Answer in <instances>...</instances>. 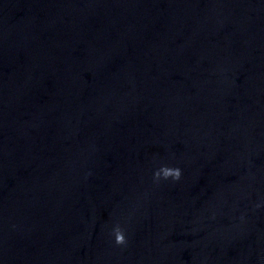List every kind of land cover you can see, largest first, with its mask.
Segmentation results:
<instances>
[{"label": "water", "instance_id": "obj_1", "mask_svg": "<svg viewBox=\"0 0 264 264\" xmlns=\"http://www.w3.org/2000/svg\"><path fill=\"white\" fill-rule=\"evenodd\" d=\"M0 264H264V0H0Z\"/></svg>", "mask_w": 264, "mask_h": 264}, {"label": "clouds", "instance_id": "obj_2", "mask_svg": "<svg viewBox=\"0 0 264 264\" xmlns=\"http://www.w3.org/2000/svg\"><path fill=\"white\" fill-rule=\"evenodd\" d=\"M154 176L157 181H159L161 178H172L174 180H179L182 176V171L178 167L174 168L169 166H162L155 172ZM113 235L115 237V243L117 245H125L127 243L124 230L119 225L114 228Z\"/></svg>", "mask_w": 264, "mask_h": 264}]
</instances>
